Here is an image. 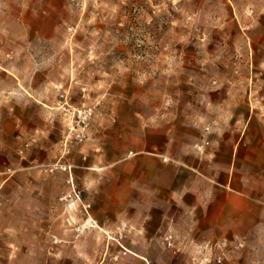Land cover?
<instances>
[{
    "label": "rangeland",
    "instance_id": "374dc122",
    "mask_svg": "<svg viewBox=\"0 0 264 264\" xmlns=\"http://www.w3.org/2000/svg\"><path fill=\"white\" fill-rule=\"evenodd\" d=\"M260 9L0 0V264H264V226L190 242L157 228L137 243L144 222L94 215L98 179L111 173L96 157L123 116L264 127Z\"/></svg>",
    "mask_w": 264,
    "mask_h": 264
},
{
    "label": "crops",
    "instance_id": "0c3cea01",
    "mask_svg": "<svg viewBox=\"0 0 264 264\" xmlns=\"http://www.w3.org/2000/svg\"><path fill=\"white\" fill-rule=\"evenodd\" d=\"M254 1L264 18V0ZM126 116L113 126L104 155L96 157L111 170L98 179L97 219H131L137 228L144 222L137 243L152 242L157 228H181L176 237L190 242L249 236L264 226L262 125L142 124L135 114ZM137 256L151 258L146 251Z\"/></svg>",
    "mask_w": 264,
    "mask_h": 264
},
{
    "label": "built area",
    "instance_id": "2783aa9c",
    "mask_svg": "<svg viewBox=\"0 0 264 264\" xmlns=\"http://www.w3.org/2000/svg\"><path fill=\"white\" fill-rule=\"evenodd\" d=\"M168 159H165V161H167Z\"/></svg>",
    "mask_w": 264,
    "mask_h": 264
}]
</instances>
